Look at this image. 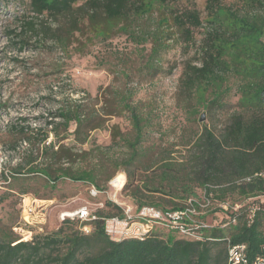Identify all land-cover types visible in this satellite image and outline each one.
Wrapping results in <instances>:
<instances>
[{
    "label": "rangeland",
    "instance_id": "1",
    "mask_svg": "<svg viewBox=\"0 0 264 264\" xmlns=\"http://www.w3.org/2000/svg\"><path fill=\"white\" fill-rule=\"evenodd\" d=\"M206 2L154 3L150 14L133 20L129 32L149 35L159 30L163 37H170L155 53H152L151 38L138 43L122 32L106 40H88L90 34L85 31L79 36L81 47L75 42L76 47L72 46L70 52H63L50 43L37 45L33 40L20 47L12 32L17 31L16 16L26 8V2H0V227L9 228L17 237L28 240L35 234L57 229L62 221L61 212L81 206H87L94 213L116 214L115 209L105 205L109 200L121 208L123 216L126 210L136 212L137 200L156 203L155 209L166 212L174 205L185 206L189 199L199 201L198 207L195 206L197 218L212 227L225 218L219 208L230 211L238 206L242 197L236 192H227L221 199L216 196L218 192L213 193L206 200L203 189L195 187L196 196L187 197L179 186L161 183L156 166L146 172L134 166L125 167L127 171L124 167L114 171V165L130 154L126 141L134 136L128 112L121 108L122 96L129 94V103L146 119V134L138 148L136 166L156 164L162 158L182 162L186 164L183 173H187V181L193 183L196 176L190 160L196 136L204 125L219 135L229 114L238 109L237 80L233 75L226 77L223 108L207 110L195 100L192 103L197 106L196 114L184 107L180 76L187 63L200 64L199 45L209 30ZM261 2L263 5L245 0H220L221 6L242 15L264 18V0ZM192 8L199 12L203 25L194 29V43L185 46L172 25L171 14ZM161 19L164 23L159 28ZM67 102H82L92 117L90 124L99 125L91 130L82 129L88 135L82 144L73 135L76 124L71 122L63 131L57 115L58 108ZM201 114H204L203 121L199 120ZM45 133L47 137L41 142ZM49 144L54 146L53 150L60 144L71 149L74 161L62 166L72 171L105 162L102 172L97 173L98 189L69 179L58 180L50 187L39 174L18 175L11 180L3 175V172L10 175L14 169L26 171L29 166L48 163L42 149ZM58 165L52 167L56 169ZM153 188L158 191H151ZM29 207L31 212L27 211ZM24 218L29 223L24 224ZM15 227L21 230L15 232ZM78 227L84 230L80 222L74 223V228ZM152 230L161 237L180 235L159 223Z\"/></svg>",
    "mask_w": 264,
    "mask_h": 264
},
{
    "label": "trees",
    "instance_id": "2",
    "mask_svg": "<svg viewBox=\"0 0 264 264\" xmlns=\"http://www.w3.org/2000/svg\"><path fill=\"white\" fill-rule=\"evenodd\" d=\"M3 1L6 0H0ZM24 1L26 8L16 16L17 31L12 32L20 47L33 40L37 45L50 43V46L63 52H70L75 42L81 44L79 36L84 35L85 31L90 34L88 40H106L122 32L138 43L151 38L152 53H155L164 47L165 40L170 39L163 37L159 30L149 35L129 32L133 20L150 14L154 3L163 5L169 0ZM245 2L263 5L261 0ZM205 10L209 30H206L199 45L202 51L200 64L187 63L180 76L185 96L184 107L196 114L197 106L192 103L195 100L207 110L223 108L226 105V77L233 75L237 80L238 109L229 114L227 124L219 135L204 125L196 136L190 160L196 176L193 183L187 181V173H183L186 164L182 162L162 158L156 164L136 166L139 146L146 134V119L129 103L130 95H124L120 98L121 108L128 112L134 136L126 141L130 154L114 165V171L118 167L125 169L134 166L146 172L156 166L161 183L167 182L170 187L179 186L187 197L196 196L195 187L203 189L206 200L213 193L218 192L216 196L221 199L227 192H236L242 197L238 206L230 211L219 208L218 211L225 218L217 226L211 227L198 217L197 220L205 227L200 229L197 239L169 228L180 235L161 237L152 230L143 239L114 241L105 232L104 219L122 216V211L117 204L108 200L105 205L115 209L116 214L98 212L96 219L91 221L65 218L57 229L35 234L29 240H22L9 228L0 227V264H230L228 248L231 245H245V256L249 263L262 252L264 178L257 174L264 171V18L242 15L221 6L220 0H207ZM171 21L185 46L194 43V29L203 25L199 12L194 8L171 14ZM162 23L164 20H159V28ZM57 115L62 121L63 131L71 122L76 124L73 135L81 144L88 137L82 129L91 130L99 126L90 124L92 117L82 102L62 104ZM46 137L47 133L43 134L40 141L44 142ZM53 149V145L42 149L48 163L38 167L29 166L26 171L14 169L9 172L10 175L5 172L3 175L11 180L18 175L39 174L50 187L58 180L69 179L89 183L98 189L97 173L102 172L105 162H99L90 169L79 167L72 171L62 166V163L74 161L71 149L61 144ZM57 164L58 167L54 169L52 166ZM126 173L130 178V171ZM151 191L158 190L153 188ZM22 192L26 190L22 189ZM191 202L198 207L199 201ZM142 206L155 208L158 204L137 200L136 210ZM185 206L174 205L166 212ZM78 222L82 226L89 225L90 232L84 233L79 227L74 228V223Z\"/></svg>",
    "mask_w": 264,
    "mask_h": 264
},
{
    "label": "built area",
    "instance_id": "3",
    "mask_svg": "<svg viewBox=\"0 0 264 264\" xmlns=\"http://www.w3.org/2000/svg\"><path fill=\"white\" fill-rule=\"evenodd\" d=\"M262 39L264 41V33ZM257 175L264 178V171ZM92 192L96 193L97 191L92 190ZM27 211L31 212L32 208L29 207ZM129 212L130 210H126L122 217L111 216L104 219L105 232L112 240L143 239L152 231L156 223L174 229L188 238L197 239L199 238L198 231L205 227V224L197 220L198 213L190 199L187 206L173 212H162L150 206H142L134 214ZM96 217V213L91 212L87 206L60 213L61 220L78 218L80 221H91ZM25 223H29L28 218H24ZM82 228L86 233L91 229L86 225ZM13 229L15 232L21 230L20 227ZM24 240L27 239L24 238ZM228 261L230 264H264V247H262V252L249 263L245 256V245H231L228 248Z\"/></svg>",
    "mask_w": 264,
    "mask_h": 264
},
{
    "label": "water",
    "instance_id": "4",
    "mask_svg": "<svg viewBox=\"0 0 264 264\" xmlns=\"http://www.w3.org/2000/svg\"><path fill=\"white\" fill-rule=\"evenodd\" d=\"M200 121H203L204 120V114H201V116H200V119H199Z\"/></svg>",
    "mask_w": 264,
    "mask_h": 264
}]
</instances>
